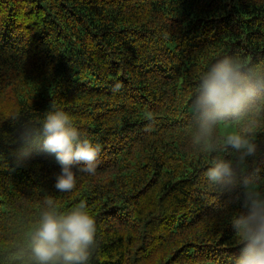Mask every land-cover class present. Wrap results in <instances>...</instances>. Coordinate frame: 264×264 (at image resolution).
<instances>
[{"label": "trees", "instance_id": "1", "mask_svg": "<svg viewBox=\"0 0 264 264\" xmlns=\"http://www.w3.org/2000/svg\"><path fill=\"white\" fill-rule=\"evenodd\" d=\"M227 56L264 75V0H0V264L45 199L85 202L89 264H234L243 210L204 172L233 155L222 124L250 128L241 176L264 190V97L207 136L193 110L200 74ZM52 104L99 146L95 174L68 192L41 150Z\"/></svg>", "mask_w": 264, "mask_h": 264}, {"label": "clouds", "instance_id": "2", "mask_svg": "<svg viewBox=\"0 0 264 264\" xmlns=\"http://www.w3.org/2000/svg\"><path fill=\"white\" fill-rule=\"evenodd\" d=\"M120 85L113 87L118 91ZM264 97V75H254L239 57L227 56L210 64L199 77L193 110L199 113L200 134L230 115L248 110ZM41 150L53 154L60 170L55 189L71 191L78 174L96 172L99 146L77 127L71 116L52 104L39 121ZM224 144L233 155L218 157L204 172L206 180L229 193H236L242 212L232 220L238 240L234 264H264V190L241 176L246 159L257 151L252 129L230 134ZM96 221L84 201L60 211L52 199H45L41 211L27 234V243L17 246L2 264H89L96 240Z\"/></svg>", "mask_w": 264, "mask_h": 264}, {"label": "rangeland", "instance_id": "3", "mask_svg": "<svg viewBox=\"0 0 264 264\" xmlns=\"http://www.w3.org/2000/svg\"><path fill=\"white\" fill-rule=\"evenodd\" d=\"M221 132L228 136L230 134H234V129H232V127L230 126L229 123L222 124L221 125Z\"/></svg>", "mask_w": 264, "mask_h": 264}]
</instances>
